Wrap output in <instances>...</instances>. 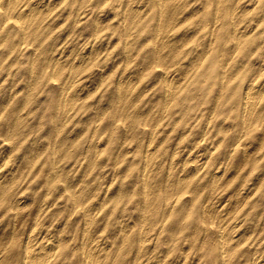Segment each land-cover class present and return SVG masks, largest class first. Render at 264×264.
<instances>
[{
  "label": "clouds",
  "instance_id": "obj_1",
  "mask_svg": "<svg viewBox=\"0 0 264 264\" xmlns=\"http://www.w3.org/2000/svg\"><path fill=\"white\" fill-rule=\"evenodd\" d=\"M0 264H264V0H0Z\"/></svg>",
  "mask_w": 264,
  "mask_h": 264
}]
</instances>
